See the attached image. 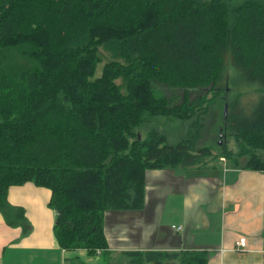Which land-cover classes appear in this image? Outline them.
I'll return each instance as SVG.
<instances>
[{"label":"trees","instance_id":"16d2710c","mask_svg":"<svg viewBox=\"0 0 264 264\" xmlns=\"http://www.w3.org/2000/svg\"><path fill=\"white\" fill-rule=\"evenodd\" d=\"M225 78L257 96L246 105L241 95L233 103L217 99ZM160 87L183 92L181 102ZM210 94L212 106L229 103L223 122L241 148L235 155L224 147L220 157L264 171V0H0V210L8 223L24 224L9 189L47 188L59 245L113 264L107 216L143 210L148 172L195 168L211 154H193L191 138L169 143L151 122L197 127ZM118 257L208 262L198 251Z\"/></svg>","mask_w":264,"mask_h":264},{"label":"crops","instance_id":"0c3cea01","mask_svg":"<svg viewBox=\"0 0 264 264\" xmlns=\"http://www.w3.org/2000/svg\"><path fill=\"white\" fill-rule=\"evenodd\" d=\"M50 198L49 189L32 182L9 189L8 202L26 221L12 225L0 210V264H67L78 257L102 264L100 256L59 245ZM105 231L111 250L198 251L207 264H264V171L226 164L152 170L143 210L109 214ZM242 236L247 249L239 251Z\"/></svg>","mask_w":264,"mask_h":264},{"label":"rangeland","instance_id":"374dc122","mask_svg":"<svg viewBox=\"0 0 264 264\" xmlns=\"http://www.w3.org/2000/svg\"><path fill=\"white\" fill-rule=\"evenodd\" d=\"M106 60L108 57L110 58L107 51L104 53ZM105 65V61H102L99 66L98 70L96 72V77H100L102 75V70ZM225 73L227 75H232L233 68L229 63H226L225 67ZM236 78V76H235ZM221 86L224 89L220 94L216 95V98L224 97L228 102H235V100L241 95V100L243 105H246L248 102L251 103L253 99L257 96L254 92L253 87H249L247 85L243 86H236L233 85L228 81L227 78L223 79L221 82ZM161 93L165 95L166 97L170 98L172 100L173 104H179L183 97V92H180L179 90H170V89H163L159 88ZM190 99L192 100L195 98L197 93L191 92ZM247 95V96H246ZM213 97V94H210L208 96L207 106L209 104V107L199 109V117L198 121L200 125L197 127H193L192 123L184 122L181 120H177L175 118H165V117H158L155 119V121H152L151 124L154 125V127L157 128V131H159L162 135L165 134V137L167 138V141L169 143H174L176 139L182 138H191L194 141V146L192 148V153L197 154L199 150L203 148H209L211 151L210 156L203 158L204 162L200 163L198 166H210V165H231L233 166V161L226 158V157H220L222 156V152L226 148L228 151L233 152L235 155H237L240 151V144L237 141L233 134V131L227 127V122H223V118L228 117L229 112V103L219 104L218 106H212L211 99ZM147 132L144 131L140 135L141 139L146 138ZM222 141L221 144L219 142ZM259 155L264 158V151H260ZM247 157H241L240 161L242 164L246 163ZM179 169H185V168H178V169H172V170H179ZM151 190H154L155 187L150 186ZM149 189V190H150ZM114 253V260L113 264H126V260H120L118 255L125 251V250H112ZM116 254V255H115ZM165 264H178V262L171 261V262H162ZM151 264H160V263H151Z\"/></svg>","mask_w":264,"mask_h":264},{"label":"built area","instance_id":"2783aa9c","mask_svg":"<svg viewBox=\"0 0 264 264\" xmlns=\"http://www.w3.org/2000/svg\"><path fill=\"white\" fill-rule=\"evenodd\" d=\"M177 230H181L182 227H174ZM247 249V238L245 236L240 237L236 242V250L242 251Z\"/></svg>","mask_w":264,"mask_h":264},{"label":"water","instance_id":"95a60500","mask_svg":"<svg viewBox=\"0 0 264 264\" xmlns=\"http://www.w3.org/2000/svg\"><path fill=\"white\" fill-rule=\"evenodd\" d=\"M221 143H222V141L219 142V144H221Z\"/></svg>","mask_w":264,"mask_h":264}]
</instances>
